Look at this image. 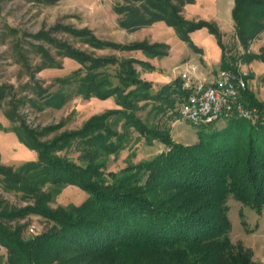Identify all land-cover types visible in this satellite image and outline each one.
I'll list each match as a JSON object with an SVG mask.
<instances>
[{"label": "rangeland", "instance_id": "374dc122", "mask_svg": "<svg viewBox=\"0 0 264 264\" xmlns=\"http://www.w3.org/2000/svg\"><path fill=\"white\" fill-rule=\"evenodd\" d=\"M170 6L177 8L175 12L189 42L164 21L134 24L143 15L156 20L161 16L173 18L175 13ZM234 7L235 0H195L193 4L189 0H0V168L19 170L27 163L37 162L39 153L31 147L52 145L67 136L73 140L52 157L61 156L87 166L89 155L94 154L95 164L106 176L126 172L168 153L173 147L164 138L176 145L196 146L201 128L184 121L180 114V71L190 65L200 67L199 63L204 62L213 72L220 73L225 70L221 65L224 55L230 69L248 73L249 89L256 100L264 103V32L248 43L249 48L253 45L249 53L263 58L244 62L248 47L236 32ZM202 22L210 24L218 35L208 26L188 31ZM175 64L181 66L170 71ZM129 68L143 82L151 83L143 74L151 76L157 71L176 75V79L169 89L158 85L149 92L132 87L138 89L139 96L131 98L123 99L120 93L107 100L83 95L88 73L95 77V90L108 91L124 88L122 81L129 79ZM165 80L163 76L158 79L159 83H166ZM109 112L113 115L104 122V129L111 135L108 139L119 145L118 150L96 151L87 142L93 136L86 141L75 137L94 118ZM257 113L255 122L261 119L258 109ZM137 119L162 136L142 134L135 127ZM228 122L220 121L213 128L223 129ZM104 129L96 131L104 133ZM240 168L244 176H237L236 180L243 181L244 189L248 181L249 195L256 199L260 190L256 191L253 184L256 186L255 179L263 176V168ZM37 186L42 192L35 197L13 189L0 175V215L23 214L16 219L0 216V223L20 230L28 240L53 231L55 223L50 220V213L80 206L89 198L75 186L60 193L51 183ZM176 195L161 188L155 191L157 201L175 198V203L182 204L191 199L177 201ZM222 207L227 208L232 243L251 252L255 262L264 264V206L259 211L230 194ZM8 255L0 244V257L6 260Z\"/></svg>", "mask_w": 264, "mask_h": 264}, {"label": "trees", "instance_id": "16d2710c", "mask_svg": "<svg viewBox=\"0 0 264 264\" xmlns=\"http://www.w3.org/2000/svg\"><path fill=\"white\" fill-rule=\"evenodd\" d=\"M194 1L189 0L191 4ZM170 8L175 13L173 18L161 16L156 20L143 15L134 24L164 21L178 32L182 40L189 42L182 30L183 23L175 12L177 8ZM233 20L239 38L248 47L249 42L264 32V0H235ZM207 26L211 27L202 22L188 31ZM212 31L218 33L214 28ZM223 58V68L230 69L225 55ZM256 58L263 56L248 53L242 59L251 62ZM127 70L129 79L122 81L126 85L124 88L118 86L115 92L105 88L95 90V77L88 73L82 87L83 95L107 100L120 93L123 99L131 98L139 96L136 94L138 89H131L135 86L150 92L151 83L140 80L136 71ZM170 85L164 87L169 89ZM179 92L183 98L181 85ZM245 99L257 107L261 117L257 122L233 118L223 129H215L214 125L200 127L199 143L194 147L176 145L164 138L173 147L168 153L143 161L123 173L106 176L95 164L94 154L89 155L90 164L87 166L61 156L52 157L51 154L64 150L73 140L70 136L58 139L52 145L31 147L39 153L37 162L27 163L19 170L0 168V175L12 184L13 189L37 197L42 192L37 185L51 183L57 186L56 193L75 186L86 192L89 198L80 206L71 205L55 214L48 213L55 223L53 231L32 240L23 238L20 230H12L0 223V244L9 253L6 260L0 257V264H259L251 252L230 240L231 223L227 208L222 207L230 194L259 211L264 206V173L255 179L256 186L253 184L256 191L260 190L256 199L251 193L249 195L248 181L244 189L243 181L236 180L237 176H244L240 167L264 170V103L256 100L250 89ZM124 102L127 104L126 100ZM111 115L113 113L109 112L94 118L75 137L86 141L93 136L94 139L87 142L96 151L112 153L118 150L119 145L108 139L111 135L104 129V122ZM135 127L144 135L162 136L138 119ZM99 128L104 129L106 135L103 131L98 133ZM22 142L32 146L25 140ZM159 188L176 193L177 201L184 197L191 199L182 204L175 203V198L157 201L155 191ZM22 215L0 216L16 219Z\"/></svg>", "mask_w": 264, "mask_h": 264}, {"label": "built area", "instance_id": "2783aa9c", "mask_svg": "<svg viewBox=\"0 0 264 264\" xmlns=\"http://www.w3.org/2000/svg\"><path fill=\"white\" fill-rule=\"evenodd\" d=\"M252 47L248 46V53ZM248 76L239 69H225L217 76L207 77L197 65L180 71L184 93L181 118L199 128L233 118L255 122L257 108L250 106L245 99L249 89Z\"/></svg>", "mask_w": 264, "mask_h": 264}, {"label": "crops", "instance_id": "0c3cea01", "mask_svg": "<svg viewBox=\"0 0 264 264\" xmlns=\"http://www.w3.org/2000/svg\"><path fill=\"white\" fill-rule=\"evenodd\" d=\"M224 59V58H223ZM185 60H189V59H185ZM184 60V61H185ZM186 62V61H185ZM197 63V62H196ZM199 64H201L200 65V67H201V70H202V72L204 73V75L205 76H207V77H213V76H217L218 75V73L219 72H213L212 70H211V67H209L207 64H205L204 62H200ZM221 65H223V61H222V63H221ZM177 66H181L180 64H175V65H173L169 70L170 71H172V69H174L175 67H177ZM223 67V66H222ZM222 69V68H221ZM222 71V70H221ZM152 76L154 77L153 79H151L152 78ZM160 76H163V77H165L167 80H165V81H167L166 83H159V81H158V79H159V77ZM142 77H146V80H149L152 84H153V87L154 88H157L156 86H158V85H160L161 87H164V86H166V85H168V84H171L172 83V81H174L175 79H176V75L175 76H173L172 74H170L169 75V73H162L161 71H157V73H153L151 76L150 75H147V76H145L144 74H143V76Z\"/></svg>", "mask_w": 264, "mask_h": 264}]
</instances>
